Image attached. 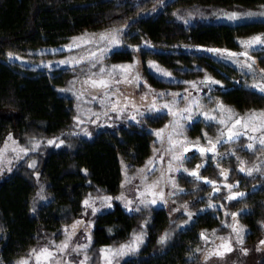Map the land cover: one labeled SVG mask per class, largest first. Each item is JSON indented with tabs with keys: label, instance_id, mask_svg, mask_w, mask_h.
Masks as SVG:
<instances>
[{
	"label": "trees",
	"instance_id": "16d2710c",
	"mask_svg": "<svg viewBox=\"0 0 264 264\" xmlns=\"http://www.w3.org/2000/svg\"><path fill=\"white\" fill-rule=\"evenodd\" d=\"M233 8L259 12L264 10V0H0V150L10 138L20 148L29 149L10 167L0 165V264H15L31 248L49 241L57 243L65 237V226L78 219L85 221L87 216H93L88 248L92 254L95 251L94 264L100 263L98 252L103 246L127 241L141 232L145 233L143 243L127 252L119 264H201V251H196L203 243L200 233L215 230V235L232 234L229 225L235 222L233 212L239 213L236 221L245 229L244 244H255L264 235V161L251 175L239 170L241 161L243 166L253 167L264 155V147L256 143L247 149L250 141L243 135L217 145L220 155L216 159L212 153L201 155L198 149L188 152L186 168L202 165L199 175L217 182L214 186L179 172L177 184L183 191L174 197L187 204L191 218L186 213L172 217L160 203L127 211L115 199L111 207L96 214L85 211L82 201L89 194L120 195L124 165L128 174L145 165L157 143L155 130L170 121L169 113H142L141 103L133 99L138 111L133 112L129 105L125 116H113L109 111L93 124L94 115L78 113L84 110H78L81 100L73 88L77 74L89 68L38 69L16 59L32 55L29 50L55 46L78 34L124 25L121 44L105 61H138L143 74L138 92L147 88L171 91L176 85L182 86L183 82L159 79L146 65L152 59L185 79L209 73L221 82L210 92L239 114L263 111L264 94L249 87L257 76L207 51L242 52L241 40L264 34V16L230 21L223 14ZM9 52L15 55L9 57ZM249 55L255 58V68L264 69V46L249 49ZM94 109V113L103 111L101 105ZM135 113L137 119L133 120ZM77 115L88 121L80 128L73 119ZM213 124L195 119L189 134L199 142L205 131L215 138L219 126ZM92 126L93 133L84 135ZM50 139L55 143L48 144ZM60 140L65 143L59 144ZM221 170H227V175H220ZM214 187L219 191H213ZM230 191L245 195L229 200ZM209 203L214 207H207ZM132 208L136 209L137 203ZM241 209L246 211L241 213ZM165 232L168 239L161 243ZM257 264H264V254Z\"/></svg>",
	"mask_w": 264,
	"mask_h": 264
},
{
	"label": "snow or ice",
	"instance_id": "6c2138e0",
	"mask_svg": "<svg viewBox=\"0 0 264 264\" xmlns=\"http://www.w3.org/2000/svg\"><path fill=\"white\" fill-rule=\"evenodd\" d=\"M223 15L230 21H236L245 17L264 16V12H228L224 13ZM188 16L191 17L192 13H188ZM179 19H182L185 23H188V20L184 17H179ZM124 27V25H121L119 27L105 30L98 34H91V38L89 39L73 38V40L80 39L81 44L83 45H91L93 43L99 45L103 43L104 47H96L94 51L89 50L85 55L79 56V58H65L59 61V64L62 65H78L83 61L89 62V74L86 75L81 81L82 90L77 94V99L79 100L84 96H89L93 100H98V102L101 104L102 108L104 109L102 113H92L90 109L86 110L90 115L95 116V119L90 121L93 124L97 123V121L101 118V114L103 116H107L108 111L122 113L129 105L134 109H138V105L134 102V100L120 91V85L140 86L142 77L140 76L139 72L136 71L138 61L134 60L132 63L117 64L110 67L103 64L107 51L113 46L121 44V33ZM240 43L244 46V51L242 52H233L229 49L219 48H209L207 51L218 54L222 58L232 60L234 63L238 64L241 69H247L248 72L254 77L256 73L259 72L260 79H253V82L251 85H249V87L261 94H264V69H256L254 67L255 58L249 55V49H252L256 46H264V34H256L247 39L241 40ZM81 44L70 43L65 47L76 48L81 47ZM7 55L12 57L15 54L9 52ZM240 56H243L245 59L243 61L239 60L238 58ZM17 58L23 59V57ZM150 66L155 68L156 73L165 77H171L172 75L170 72L164 71L156 66L155 62H150ZM96 68L99 69L98 72L92 70ZM186 83H188L191 88L196 89V91L199 92L200 89L197 82L187 81ZM199 83L201 85L207 84L209 87H211L212 84H220L221 82L219 80H215L209 75H205ZM61 91H70V89H62ZM164 95L165 93H159L156 96H153L152 102L147 107L148 110L152 112H159L162 109H167L168 113L173 117V119L168 125L165 126V128L155 130L156 137L161 141L162 149H154V152L157 154V157L160 161H164L166 157H170V159L167 161L168 166L166 171L168 173L180 170V167L183 165V161L186 159L185 154L188 153L190 149H198L201 155L212 153V159H216L217 156L220 155L217 153V145L224 141L231 142L236 140L241 135L247 137L250 141L245 146L247 149H253L256 143L264 147V111L257 112L252 110L241 116L236 114L232 109L223 105L222 102H217L215 109L204 110L200 100L194 99L187 88L183 90V95L180 93H168L167 95H170L172 100L158 103L157 97H162ZM114 96L119 97L123 103H120L119 101H113L111 97ZM146 98L147 95L142 96L141 100ZM178 99L184 100L185 106L183 108L178 106ZM87 102L88 101H85V103ZM106 105H110V108L105 107ZM77 108L79 110L80 106L77 105ZM197 113L202 115L206 121H215L221 126L217 128V134L214 139L210 137L207 132L204 133V137L206 139V144L204 145L199 143V138H197V142H192L184 134V129L186 127L185 122L192 121ZM131 118L133 120L137 119L135 115H133ZM73 119L77 121V128H80L81 124L88 122L81 120L80 115L75 116ZM81 131H85V129L81 128ZM86 134L91 135V133L87 132ZM47 143L54 144L55 140L50 139L47 141ZM64 143V140L59 141V144L61 145ZM38 144L39 142H35V146H38ZM3 151L4 150H0V156H3ZM13 151H15V149H13ZM20 151L27 153L29 149L21 148ZM34 163L35 162H32L30 167L34 166ZM149 163L153 165L152 168H149L146 164L145 167L138 169L137 174L131 178L128 176L127 165H124L122 169L125 173V180L121 182L122 188L125 184L131 183L133 179L138 178L141 181V185L135 188V192L139 197V199L136 201V209L131 207L132 201L128 200L124 193L121 192L120 195L116 197L108 195H97L92 197L91 194H89V196L82 201L85 211L90 209L93 214H96L103 207H111L113 199L123 201L125 208L129 211H138L139 205H155L158 201L166 203L167 201L165 199V192L161 187L162 183L175 189L174 192L170 193L171 195H175L176 191H183V189L178 188L175 183V179L172 176L165 175L164 169L159 170V176L157 178L149 181L147 179V173L149 171L156 170L154 167L155 161L150 159ZM243 165L244 162L241 161L239 167L241 172H247L249 175H251L253 171H259V168L256 165H253V167H245ZM200 167H202V165H197L196 168L191 170L184 168L183 171L189 173L198 180L207 181L215 186L217 183L216 181H208L207 177H202L199 175L198 169ZM220 175H227V170H221ZM227 187L231 189L232 185L228 184ZM213 191H219V188L214 187ZM244 195L245 193L243 192L230 191L229 196L226 198L233 200L238 197H243ZM97 202H99V206H97ZM207 207H214V205L209 203ZM184 208H187V204L184 205ZM33 211H35V209H33ZM245 211V209L240 210L241 213ZM238 214L239 213L237 212L231 213V216L235 222L229 225V227L231 228L232 233L235 234L234 239L236 243L242 245L244 242L245 229L243 226L239 225L238 221H236ZM187 215L189 218H191L193 213L189 211L187 212ZM183 223L187 224L188 221H184ZM80 228H83L84 232L87 233L85 236L86 242L77 243L75 246H73L72 238L76 235ZM64 231L65 239L59 244H57L55 241H49L39 247L31 248L25 256L20 257L17 261H15V264H72L71 259L65 258L70 257L71 253L79 254L82 251L86 252L92 239L90 235L91 222L89 221L86 223L83 219H78L74 221L71 226H65ZM144 234V232L138 234L134 233L130 242L120 244L118 247H102L100 249V253L103 264H119V257H122L127 252L135 251L139 248L140 244L143 243ZM214 234L215 230H213V235ZM200 235L201 238L206 242L210 240V237L205 232H201ZM168 236L169 234L167 232L162 234L160 236V242H166ZM216 239L219 240L220 243L217 244L215 248L206 252L203 257L205 261H207L213 255L223 257L225 253L233 251L232 238L216 237ZM259 244L264 245V239L260 240ZM196 251L201 250L198 248ZM243 251L244 253H247L248 249L245 248ZM88 259L89 257L84 255L83 258L79 260V264H87Z\"/></svg>",
	"mask_w": 264,
	"mask_h": 264
},
{
	"label": "rangeland",
	"instance_id": "374dc122",
	"mask_svg": "<svg viewBox=\"0 0 264 264\" xmlns=\"http://www.w3.org/2000/svg\"><path fill=\"white\" fill-rule=\"evenodd\" d=\"M228 12H239V13L254 12V13H260V12H264V10H261V11L258 12V11H255V10H248V9H243V8H238V9L237 8H233V9H231ZM91 34H98V32L97 33H92L91 32ZM91 34H86V33L78 34V35H76L73 38L89 39V38H91ZM70 43L81 44V40L80 39H76V40L70 39V40L62 42V43H60L58 45H55V46H47V47H43V48H36V49H33V50H29L28 53H32V55L31 54H29L28 56L19 55L18 57H23V59H18L17 57H16V59L21 64L29 66V67H32V68L47 69V70H53V69H73V70H75V68L80 67L81 69L84 68L83 70L85 71L86 68H89V62L88 61H83L81 64H78V65H74V64L62 65V64H59V61L65 59V58H68V59L79 58V56L85 55L89 50L94 51L96 49V47H104L103 43H101L99 45H97L95 43H93L91 45H83V44H81V47H76V48H67V47H65L66 45H68ZM117 47H118V45L113 46L112 48H110L107 51L105 57L108 55V53L113 48H117ZM244 59L245 58H243L242 61ZM150 62H155V61L152 60V59L147 61L146 62L147 67L151 71H153L154 74L159 79H162V80H165V81H168V82H174V83L183 82V83H182V86L180 85L181 87L179 85H176V87H173L172 89H170L171 91H169V90H156V89L151 91L150 89L147 88V90H145L143 93L138 92L137 86H135V85H131V86L120 85V91L121 92H123L125 95L131 97L136 102H140L141 103L140 109L142 110V113L149 112L147 106L152 102V97L153 96H156L159 93H165L164 96H162V97L158 96L157 97V102L158 103H163L164 101L172 100V97L170 95H167L168 93H180L181 95H183V90L186 89V88L189 89V93L192 95V97L194 99H199L200 100L201 104L203 105L204 110L215 109V106H216L217 102H222L220 97H218L217 95H213V93L210 92V89H212L213 86L215 87L216 84H212L211 87H209L207 84L201 85L199 83L203 79V77L205 75H209L210 76L209 73H205V74H203L201 76H197L196 78H193V79H185L184 77L176 76V75L172 74L171 72H170L172 74L171 77H165V76H163L161 74L156 73L155 68L150 66ZM125 63H128V62L121 61V62L107 63L105 61V58H104V62H103V64L105 66H108V67H110L112 65L125 64ZM130 63H132V62H130ZM155 65L158 66L160 69L169 72V70L165 66H163L162 64H159V63L155 62ZM98 71H99V69L96 70V72H98ZM136 71L139 72L140 76L142 77V79H141V81H142L143 80V74H141V71H140V68H139L138 64H137V67H136ZM88 74H89V69L86 72H84V73H78L77 76L75 77V79L73 81L75 86H73V88H74V92L76 94H78L82 90L81 81ZM256 76H257V79H260L259 72L256 73ZM187 81H195V82H197V84L199 86V89H200L199 92H197L196 89L191 88V86L188 83H186ZM145 95H147V100H145V101L141 100V97L145 96ZM111 99L113 101H119L120 103H123V101L120 100L119 97H115L114 96V97H111ZM80 100H81L80 101L81 104L79 103L80 104V110L83 109L84 111L83 112L78 111L79 114H85V111L87 109H90L91 112L94 113L95 112L94 111L95 110L94 109L95 106L96 105H101L99 102H97V100H93L89 96H84ZM85 101H88V102L85 103ZM177 104H178V106L180 108H183L185 106V102H184L183 99H178L177 100ZM223 105H225L226 107L232 109L231 107H229L225 103H223ZM85 107H86V109H85ZM105 107L110 108V105H106ZM138 110H139V107H138V109H134L133 108L132 111L135 112V111H138ZM160 111H167L168 112L167 109H162ZM233 111L236 114L241 115V116L246 114V113H248V112H246V113L239 114L235 110H233ZM257 112H262V111H257ZM108 113H109V111H108ZM128 113L130 114V112H128ZM111 114L113 116H120V115L125 116V114H127V113L125 111L122 112V113H117V112H112L111 111ZM134 115H137V113H135ZM169 116H170L169 120L171 121L173 119V117L170 114H169ZM198 118L201 119L204 124L211 125L212 123H214L213 125L221 127L215 121H206L204 119V117L202 115H200L199 113H197L194 116L193 120L198 119ZM192 121L185 122L186 123V127L184 129V134L189 138L190 141L197 142V137L191 136L189 134V131H188L189 125L191 124ZM169 122L166 123L162 128H165V126L168 125ZM210 127H212V126H210ZM86 132H88V129H87ZM86 132L84 133V135L90 136V135H87ZM205 132H203V135H204ZM90 133L91 134L93 133V126H92V130H91ZM208 135L214 139V136H211V134H208ZM204 139H205V137H204ZM203 140H202V142H199L201 145L206 144V139H205V141H203ZM156 141H157V143L153 147L152 156L145 163V165L147 164L149 168H152L153 165L150 164L149 161H150V159L152 161H155L154 167H155L156 170L149 171L147 173V179L149 181H151V180L157 178L159 176V170L160 169H164L165 170V175L166 176H169V175L172 176L175 179L176 185L178 186V188H180V186L177 184V175L179 174V172H182L184 168H186V165H188L186 160L190 159V158H188L189 154L191 153V151L193 152L194 149H190V153H186L185 154L186 155V159L183 161V165H182V167H180L179 171H172L171 173H168L166 171L167 170V166H168L167 161H168V159H170V157H166L164 161H160L158 159L157 154L154 152V149H162V144H161V141L158 138L156 139ZM164 146H166V145H164ZM13 149H15V151H13ZM20 149H21L20 145L16 142L15 139H13V138L8 139L7 142L4 144V146L1 148V150H4V151H3V156H0V165L2 167H10L14 163V161L19 157V155L21 154L22 151H20ZM263 161H264V155L262 157H260L259 160L255 161V165L258 166ZM145 165L140 166L139 168H136L134 170V172L128 174L129 178H131L135 174H137V170L145 167ZM124 175H125V173H124ZM125 185L126 186L123 187L122 192L124 193L125 197L128 200L132 201V205H131V207H132L134 204H136V201L139 199V197L137 196V194L135 192V188L137 186L141 185V181H140V179L137 178V179H133L131 183H128V184H125ZM161 187L163 188V190L165 192V199H166L167 202L165 203V202L158 201L157 204L160 203V204H162V206L165 205L164 207L167 208V210L171 213L172 217H175V216H177L178 214H181V213H186L187 214V212H189L188 208L185 209L184 205L182 203L178 202L176 200V198L174 197V195L170 194V193L174 192L175 189H173L169 185H166V184H163V183L161 184ZM177 192L178 191H176L175 194ZM113 203L114 202L112 201V205H113ZM119 203L122 205V207L125 210L129 211L128 209L125 208L123 201H119ZM97 206H99V203L97 204ZM105 208H108V207H105ZM105 208L103 207V208H101V210L105 209ZM91 218H93V216H87V218L85 220L86 223L91 221ZM206 234L210 237V240L206 242L205 240L202 239L203 243H202V247L200 249L201 250V264H257L258 257L260 255L264 254V245H260L259 244V241L264 239V235L255 244L253 243L251 245H246V244L243 243L242 245H240V244L236 243V241L234 239V235H235L234 233H232V234H230L228 236L227 235H215V234L213 235V233H210V232H206ZM86 235H87V233L84 232L83 228H80L77 231L76 235L72 238V245L75 246V244H77V243H85L86 242L85 241V236ZM216 237L232 238L233 251L225 253V255L223 257H219V256L213 255L207 261H205L203 259V257L206 254V252L211 250V249H213V248H215L216 245L220 243V241L217 240ZM131 238H129L127 241H124V242H121V243H118V244H115V245H106V246L118 247L120 244L130 242ZM64 239H65V237L62 240L58 241L57 244H59ZM213 241H215V242H213ZM90 245H91V243L89 244V246ZM103 247H105V246H103ZM245 248L248 249L247 253H244V251H243V249H245ZM92 252H93V254L91 252H89V248H88L86 250V252L82 251L79 254L71 253V256L70 257H66L65 259H71L72 264H79V260L82 259L84 255H87L89 257V259L87 261V264H91L93 262V258L95 256V254H94L95 251H92ZM98 253H99L98 258H100V263L99 264H103L101 253L100 252H98ZM125 255H123L122 257H119L118 258V262L121 259H123V257ZM92 264H94V263H92Z\"/></svg>",
	"mask_w": 264,
	"mask_h": 264
}]
</instances>
